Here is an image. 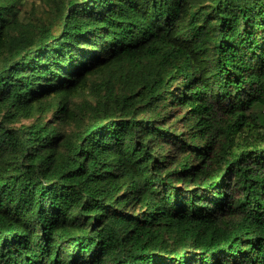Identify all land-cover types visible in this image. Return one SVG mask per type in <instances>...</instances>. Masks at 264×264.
I'll return each instance as SVG.
<instances>
[{
    "label": "trees",
    "instance_id": "1",
    "mask_svg": "<svg viewBox=\"0 0 264 264\" xmlns=\"http://www.w3.org/2000/svg\"><path fill=\"white\" fill-rule=\"evenodd\" d=\"M49 1L0 0V264H264V0Z\"/></svg>",
    "mask_w": 264,
    "mask_h": 264
},
{
    "label": "rangeland",
    "instance_id": "2",
    "mask_svg": "<svg viewBox=\"0 0 264 264\" xmlns=\"http://www.w3.org/2000/svg\"><path fill=\"white\" fill-rule=\"evenodd\" d=\"M51 7L53 8V5L50 4L49 0H22V8L20 9L18 12L19 17L22 19L24 18V13H26L27 16L29 17H33L34 19L43 22V23H49L52 19L53 21H55L54 19V15L52 14V16L50 15V10ZM54 10V8H53ZM87 86H89V84L87 83ZM86 92V89H83V91H81V93L77 94L76 97L74 98V102L76 104V106L74 105L73 108L75 110H78V107H80L81 104H85L86 102L92 103L93 104V97L88 95V92ZM84 93V94H83ZM79 105V106H77ZM84 109L82 108V111ZM253 113H255L257 115V117L259 118H264V108H254ZM86 116L88 114V112H85ZM91 113H93L91 111ZM93 115V114H92ZM85 116V117H86ZM89 116V115H88ZM87 119H85L86 124L88 122V120H90V117H86ZM73 127H71L68 123H65V125L63 126V130L68 133L71 131Z\"/></svg>",
    "mask_w": 264,
    "mask_h": 264
}]
</instances>
